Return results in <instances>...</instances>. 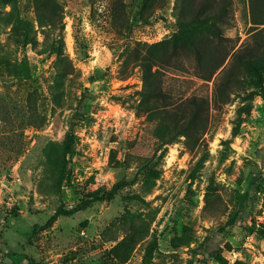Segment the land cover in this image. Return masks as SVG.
Instances as JSON below:
<instances>
[{
    "label": "rangeland",
    "instance_id": "obj_1",
    "mask_svg": "<svg viewBox=\"0 0 264 264\" xmlns=\"http://www.w3.org/2000/svg\"><path fill=\"white\" fill-rule=\"evenodd\" d=\"M230 1L222 30L234 52L251 24L248 0ZM174 3L0 0V43L12 50L0 68V264H219L216 254L264 264V90L216 111L212 83L159 66L177 101L138 109L139 53L175 32ZM37 8L58 11V27L40 24ZM19 23L35 44L20 45ZM24 57L31 87L15 80ZM192 96L209 102L204 145L162 147L163 112L185 113ZM98 190L111 199L35 229Z\"/></svg>",
    "mask_w": 264,
    "mask_h": 264
},
{
    "label": "trees",
    "instance_id": "obj_2",
    "mask_svg": "<svg viewBox=\"0 0 264 264\" xmlns=\"http://www.w3.org/2000/svg\"><path fill=\"white\" fill-rule=\"evenodd\" d=\"M248 7L251 27L247 38L238 49L231 52L229 46L233 41L226 37L222 30L229 25L233 9L230 0H221L216 6H212L210 0H175V32L159 43L142 46L139 53L140 59L136 65L142 72L143 90L139 93L142 101L138 109H150V100L168 104L177 101L174 96L163 91L162 80L158 74L159 66L212 83V105L216 111L230 105L233 99L239 98L248 90H264V0H248ZM36 12L40 24L58 27L57 22L61 17L58 11L51 10L44 14L41 8H37ZM19 27L24 33L20 45L28 47L35 44L36 41L30 38L25 30L26 25L19 23ZM60 43H63L62 37L59 38ZM11 55L12 50L0 43V68L2 61ZM15 80L18 85L31 87V70L25 57L18 66ZM185 106V113L163 112L168 133L162 140V147L172 145L181 139H184V145L189 151L204 145L208 131L204 115L209 110V102L205 98L192 96L186 99ZM74 141V135L70 134L64 143L59 187L64 181L66 159L74 153ZM204 163L205 158L201 157L194 167L191 178L195 177ZM120 188V184L116 185L112 194ZM110 199L111 194L98 190L85 196L75 206L65 207L61 204L44 226L36 225L35 229H49L61 217H73L85 212L95 203ZM215 260L219 264H229L221 254H216ZM28 261L29 264H37L32 259Z\"/></svg>",
    "mask_w": 264,
    "mask_h": 264
}]
</instances>
